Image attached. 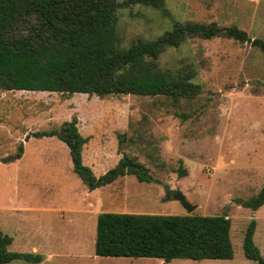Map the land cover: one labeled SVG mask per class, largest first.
<instances>
[{"label":"rangeland","instance_id":"374dc122","mask_svg":"<svg viewBox=\"0 0 264 264\" xmlns=\"http://www.w3.org/2000/svg\"><path fill=\"white\" fill-rule=\"evenodd\" d=\"M165 3L166 15L148 6L121 7V45L155 39L175 21L237 26L264 41V0ZM158 62L164 71L199 84L200 93L175 100L0 90V159L24 146L20 161L0 162V230L13 238L10 251L40 253V264H165L152 258L96 256L99 214H226L233 259H176L170 264H257L243 251L252 220L264 257V206L252 211L238 202L264 187V53L252 42L191 38L169 47ZM73 117L83 136L90 137L84 161L98 176L125 153L145 164L151 179L140 182L127 175L91 192L74 172L66 144L56 137L30 142L33 133L60 127ZM178 195L194 211L189 213Z\"/></svg>","mask_w":264,"mask_h":264},{"label":"trees","instance_id":"16d2710c","mask_svg":"<svg viewBox=\"0 0 264 264\" xmlns=\"http://www.w3.org/2000/svg\"><path fill=\"white\" fill-rule=\"evenodd\" d=\"M165 0H0V90L77 93L99 98L119 95L164 96L192 99L200 85L189 77L164 71L159 58L169 47L191 38H227L252 42L264 53V41L253 39L237 26L173 22L155 39H137L123 47L118 34V10L148 6L168 14ZM36 139L58 138L70 150L74 172L91 192L133 175L140 182L151 179L149 169L137 158L122 153L118 163L97 175L84 161L90 137L80 132L77 117L60 127L37 131ZM30 136L28 135L27 138ZM125 140L122 136L119 143ZM120 151V150H119ZM21 144L14 155L0 159L10 164L23 157ZM179 174L186 175L180 169ZM257 211L264 206V187L255 196L238 201ZM252 220L243 240L247 259L264 264L254 236ZM13 238L0 230V264L24 260L40 264V253L12 252ZM95 254L99 257L152 258L170 264L176 259L222 260L234 258L231 221L226 214L147 215L101 213L97 218Z\"/></svg>","mask_w":264,"mask_h":264},{"label":"water","instance_id":"95a60500","mask_svg":"<svg viewBox=\"0 0 264 264\" xmlns=\"http://www.w3.org/2000/svg\"><path fill=\"white\" fill-rule=\"evenodd\" d=\"M178 198L182 201L184 207L188 210L189 213L194 211V209L196 208L195 206L188 204L181 195H178Z\"/></svg>","mask_w":264,"mask_h":264},{"label":"crops","instance_id":"0c3cea01","mask_svg":"<svg viewBox=\"0 0 264 264\" xmlns=\"http://www.w3.org/2000/svg\"><path fill=\"white\" fill-rule=\"evenodd\" d=\"M33 139L30 142H33L36 138L32 137ZM44 139V138H43ZM22 159V158H21ZM21 159H19L18 161H20Z\"/></svg>","mask_w":264,"mask_h":264}]
</instances>
